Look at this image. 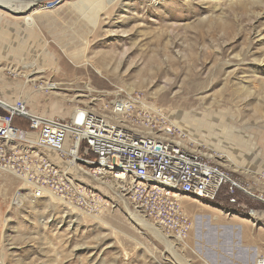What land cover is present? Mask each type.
I'll use <instances>...</instances> for the list:
<instances>
[{"label":"rangeland","instance_id":"obj_1","mask_svg":"<svg viewBox=\"0 0 264 264\" xmlns=\"http://www.w3.org/2000/svg\"><path fill=\"white\" fill-rule=\"evenodd\" d=\"M59 1L39 3L44 11L36 21L37 35L22 28L16 34L0 33V45L36 51L43 46L58 58H41L50 83H81L91 93L38 91L28 83L21 94L25 77L5 70L0 99H24L33 115L79 122L87 114L109 112L116 101L137 97L144 106L164 111L185 141H196L193 145L236 186L223 185L207 207L179 198L189 223L184 241L196 254L163 230L176 261L157 237L129 217L128 211L138 212L160 227L134 207L122 183L113 187L86 180L80 172L92 174L94 165L76 160L74 171L68 149L61 157L38 147L27 120L15 117L13 125L23 135L2 144L8 161L0 168V264H206L198 240L204 226L192 228L197 212L213 208L225 219L233 214L253 229L262 226L264 220L253 216L264 211V0H63L65 6L56 11ZM23 16L6 14L16 22ZM57 43L72 50L83 44L87 63L77 65L81 61H72ZM44 83L41 79L36 85ZM4 84L14 90L3 92ZM6 111L0 107V114ZM85 158L91 162L93 156ZM47 164L91 191L93 209L61 198L52 201L38 187L29 188L24 178L38 185L48 177ZM37 189L41 197L34 195Z\"/></svg>","mask_w":264,"mask_h":264},{"label":"built area","instance_id":"obj_2","mask_svg":"<svg viewBox=\"0 0 264 264\" xmlns=\"http://www.w3.org/2000/svg\"><path fill=\"white\" fill-rule=\"evenodd\" d=\"M15 117L27 120L38 147L64 157L69 144L79 162L94 165L91 173L96 178L109 175L119 180L134 207L174 238H184L189 229L180 197L210 204L223 185L233 183L202 150L185 141L164 111L144 106L137 97L116 101L109 112L90 113L79 122L7 110L0 114V168L8 161L2 144L23 135L13 125ZM87 154L93 156L91 162ZM46 171L48 177L38 180V188L83 210L93 209L91 191L74 185L56 167L47 164ZM40 194L37 189L34 195Z\"/></svg>","mask_w":264,"mask_h":264},{"label":"bare ground","instance_id":"obj_3","mask_svg":"<svg viewBox=\"0 0 264 264\" xmlns=\"http://www.w3.org/2000/svg\"><path fill=\"white\" fill-rule=\"evenodd\" d=\"M41 1H43V0H0V33H1V36L11 34L12 31H15L14 32L15 34H16V32L20 33V32H22V30L27 31V32L30 31L29 34H31V35H33V34L37 35V33H36V31H37L36 21L40 17L39 12L44 11V10H42L43 8H40V6H38ZM114 1H116V0H111V2H114ZM101 2H103V0H101ZM80 3H82V2H80ZM62 4H63V0H60L59 2H57V4H55L58 6L56 11H60L65 6L64 4L63 5ZM99 4H96L97 8L100 7ZM72 6H75V5L72 4ZM48 8H50V7H48ZM6 14H9V15L10 14H16V15L17 14H23L24 16L22 17L21 22H16V21L9 20L6 17ZM95 20L97 21V17L95 18ZM17 25H20V26L17 28ZM21 28H22V30H21ZM82 43L83 44L85 43L87 45L86 41H83ZM57 44L60 47L63 54H65V55L70 54L71 55V57L69 56V58H71L72 61L73 60L81 61V63H77V65H82L83 63H87V60L85 61L84 59L86 58L85 51L88 48L86 49L84 46H82L83 44H79L78 46H75L74 50L70 49L68 45H61L60 43H57ZM13 46L15 48H13L9 44L7 46H4V44L0 45V65H2L0 67V78L2 80L5 79V77H4V71L5 70L9 71V73H11L14 77H17L20 75L24 76L26 79V82L24 83V86L22 87L21 94L25 93L24 91H25V89L28 88V83H30L31 87H33V86L37 87L38 91L43 90V89L50 90L51 88H54V89H58L60 91L79 90L80 93L85 94V95L87 93H89V94L91 93V90L88 89L87 85L81 84V83H75V84L50 83V79L44 74L46 69L43 67L42 63L44 62L43 60H45L46 57H50V58L55 59L57 61H58V58H56L53 54H50L48 52V50L46 48H44L43 46L38 51L33 50V48H35V47H33V48L28 47V46H21L20 47L18 45H13ZM25 48H27V50ZM18 59H19V61H17ZM28 60H30V61H28ZM29 68L31 70L26 71V69H29ZM57 71H59V70H57ZM32 75H35V77L30 80V77ZM43 77H45V78H43ZM41 79H44L45 83L42 87H38V85H36V83H38ZM193 86H194V88L199 87L197 84L193 85ZM1 90L3 92L7 93V91L14 90V87H12V85H8V84L5 85L4 84V87H1ZM4 95H5V93H4ZM62 98H64V96ZM0 102H1V104H3L0 107L4 108L6 110H12L13 112L26 114V115H33L32 112H30L26 109V103H25L24 99L22 101L21 100L6 101L4 99H0ZM78 117L81 118L84 116L79 115ZM81 119L83 120V118H81ZM17 137L18 136H16L15 138H17ZM25 137L27 139H31V140L34 139V137H32V135H29V134L26 135ZM190 142L194 145L197 144V142L194 140H191ZM33 143H34V141H31V144H33ZM71 148H70L69 144H66L64 150L65 149L70 150L69 155H71L72 160L69 163V165H70V168L75 171V168H72V167H74L73 162L77 160V156H76V151L74 150V148L73 147H71ZM223 158L224 157H221V159H223ZM227 161L230 162L232 160L228 159ZM236 167L237 166H235V168ZM80 174L84 178H86V180L90 179L91 181L101 182L104 185L107 184L106 186L111 185L114 187V186L121 184L119 182V180H116L113 177H110L109 175H105L104 177L102 176L100 178H96L95 175L89 174L88 172L86 173V172L82 171V172H80ZM106 177H110V179L103 180ZM24 181H25V184H27L29 186V188H31V187L37 188V185L34 182L27 179L26 177L24 178ZM38 189L41 192L49 195L52 201L58 200L57 198H59V197H56L55 195H53L52 193H50L49 191H47L46 189H43V188H38ZM185 200H188V199L184 198V197L181 199L182 202H185ZM188 203L196 204L195 201H191V200ZM199 206L201 207V205H199ZM128 215L130 218L136 220V222L140 226H142L143 228H145L146 230L151 232V234H153L155 237H157L166 246L167 250L175 257L176 261H178L179 257L176 256L175 252L172 251V249L174 248V245H171L169 242H167V240H166L167 237L164 234H162V231L164 230L162 227L154 228V225H151L150 223H148V221H145L143 216L139 215L138 212H133V211L129 212L128 211ZM199 224H200V222L198 220L195 221V219H194L193 226H192L194 231L197 230V228H198L197 225H199ZM206 231H208V230H206ZM202 234H206V232L202 233ZM177 241L179 242V244H181L183 246V248L188 247L192 250L193 253L196 254V251H194V249H192V247H190V245L184 241L183 237L181 238V236H178ZM176 261H174V262L176 263ZM206 264H208L207 261H206ZM255 264H264V260L262 258H257Z\"/></svg>","mask_w":264,"mask_h":264},{"label":"crops","instance_id":"obj_4","mask_svg":"<svg viewBox=\"0 0 264 264\" xmlns=\"http://www.w3.org/2000/svg\"><path fill=\"white\" fill-rule=\"evenodd\" d=\"M192 200L202 207L210 205ZM208 209L213 210V208ZM212 210H203L194 215L200 221L198 226H204L203 232L208 230L206 234L200 232L198 237V240L202 242L201 246L204 248L208 264H255L257 258L264 260V223L257 229H253L252 224L242 223L237 215L231 214L225 219L221 211L215 209L216 212H213ZM258 212H261V215H254V219L257 217V221L259 219L263 221L264 211L259 209ZM204 217L207 218L206 223L203 222Z\"/></svg>","mask_w":264,"mask_h":264},{"label":"water","instance_id":"obj_5","mask_svg":"<svg viewBox=\"0 0 264 264\" xmlns=\"http://www.w3.org/2000/svg\"><path fill=\"white\" fill-rule=\"evenodd\" d=\"M1 105H3V104H1V102H0V106H1Z\"/></svg>","mask_w":264,"mask_h":264}]
</instances>
